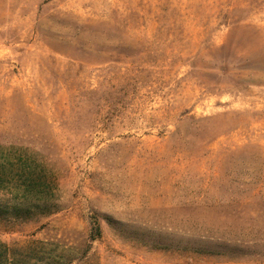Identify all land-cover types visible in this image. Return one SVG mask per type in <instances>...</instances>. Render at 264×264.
I'll use <instances>...</instances> for the list:
<instances>
[{
	"label": "rangeland",
	"instance_id": "rangeland-1",
	"mask_svg": "<svg viewBox=\"0 0 264 264\" xmlns=\"http://www.w3.org/2000/svg\"><path fill=\"white\" fill-rule=\"evenodd\" d=\"M20 158L56 208L0 219V264H264V0H0Z\"/></svg>",
	"mask_w": 264,
	"mask_h": 264
},
{
	"label": "trees",
	"instance_id": "trees-1",
	"mask_svg": "<svg viewBox=\"0 0 264 264\" xmlns=\"http://www.w3.org/2000/svg\"><path fill=\"white\" fill-rule=\"evenodd\" d=\"M21 159L17 163L5 159L0 162V192L15 189L11 199L0 203V219L29 221L50 215L56 208L51 204L57 189L56 179L50 175L52 165H28ZM91 225L87 249L102 234L97 217H92Z\"/></svg>",
	"mask_w": 264,
	"mask_h": 264
}]
</instances>
